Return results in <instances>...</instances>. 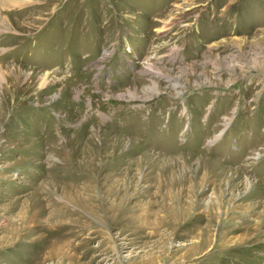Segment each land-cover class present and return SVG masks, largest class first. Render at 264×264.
I'll return each instance as SVG.
<instances>
[{"label": "rangeland", "instance_id": "1", "mask_svg": "<svg viewBox=\"0 0 264 264\" xmlns=\"http://www.w3.org/2000/svg\"><path fill=\"white\" fill-rule=\"evenodd\" d=\"M0 264H264V0H0Z\"/></svg>", "mask_w": 264, "mask_h": 264}, {"label": "bare ground", "instance_id": "2", "mask_svg": "<svg viewBox=\"0 0 264 264\" xmlns=\"http://www.w3.org/2000/svg\"><path fill=\"white\" fill-rule=\"evenodd\" d=\"M18 2H19V1H18ZM47 80H48V79H47ZM43 82H44V81H43ZM46 82H47V81H46ZM233 188H234V187H233ZM217 197H218V196H217ZM198 203H199V202H198ZM218 203H219V202H218ZM199 205H200V204H199ZM199 205H198V206H199ZM201 206H202V205H201ZM213 207H214V206H213ZM197 208H200V207H197ZM197 208H196V209H197ZM210 208H211V207H210ZM209 210H210V209H209ZM209 210H208V211H209ZM236 210H237V209H236ZM206 212H207V210H206ZM218 212H219V211H218ZM208 213H209V212H208ZM201 214H202V212H201ZM233 214H234V216H235V215H236V216H239V215L242 216V214L238 213V211L232 213V215H233ZM237 214H238V215H237ZM244 216H245V214H244ZM233 220H234V219H233ZM243 220H245V218H243ZM243 220H242V221H243ZM200 223H201V222H200ZM241 224H242V222H241ZM241 224L238 225V226H236V227L233 225V226H234L233 231L235 232V231H237V230H238V231H239V230H243V228L241 227ZM57 242H58V241H57ZM60 243H61V242H60ZM54 244H55V243H54ZM56 244H57V243H56ZM56 244H55V245H56ZM52 245H53V244H52ZM54 247H55V246H54ZM54 251H56V250H54ZM54 254H55V253H54ZM47 258H48V257H47ZM54 258H55V257H54ZM54 258H53V259H54Z\"/></svg>", "mask_w": 264, "mask_h": 264}]
</instances>
